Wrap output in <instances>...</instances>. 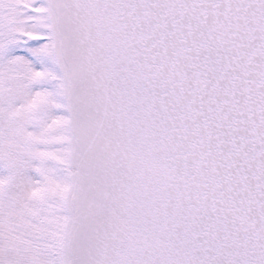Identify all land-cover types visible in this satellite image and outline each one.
<instances>
[{"label":"snow or ice","instance_id":"snow-or-ice-1","mask_svg":"<svg viewBox=\"0 0 264 264\" xmlns=\"http://www.w3.org/2000/svg\"><path fill=\"white\" fill-rule=\"evenodd\" d=\"M0 264H264V0H0Z\"/></svg>","mask_w":264,"mask_h":264}]
</instances>
